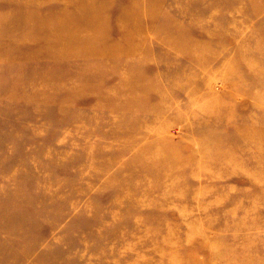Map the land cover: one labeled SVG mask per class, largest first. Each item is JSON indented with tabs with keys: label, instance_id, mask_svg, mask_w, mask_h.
I'll return each instance as SVG.
<instances>
[{
	"label": "rangeland",
	"instance_id": "374dc122",
	"mask_svg": "<svg viewBox=\"0 0 264 264\" xmlns=\"http://www.w3.org/2000/svg\"><path fill=\"white\" fill-rule=\"evenodd\" d=\"M0 264H264V0H0Z\"/></svg>",
	"mask_w": 264,
	"mask_h": 264
}]
</instances>
